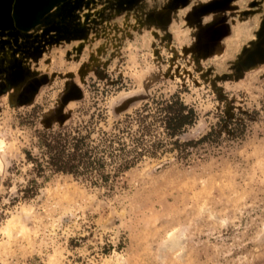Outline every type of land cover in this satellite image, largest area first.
Instances as JSON below:
<instances>
[{
  "label": "rangeland",
  "instance_id": "rangeland-1",
  "mask_svg": "<svg viewBox=\"0 0 264 264\" xmlns=\"http://www.w3.org/2000/svg\"><path fill=\"white\" fill-rule=\"evenodd\" d=\"M16 1L0 0V264H260L264 0L53 1L29 33ZM173 98L198 117L181 142H215L184 155L153 122L162 146L108 159L97 184L27 160L44 131H125L131 149L137 115Z\"/></svg>",
  "mask_w": 264,
  "mask_h": 264
},
{
  "label": "trees",
  "instance_id": "trees-1",
  "mask_svg": "<svg viewBox=\"0 0 264 264\" xmlns=\"http://www.w3.org/2000/svg\"><path fill=\"white\" fill-rule=\"evenodd\" d=\"M139 130L132 138V148L123 142L121 134L109 135L104 133L99 141L91 140V133L84 134L79 128L69 131H44L39 134V149L41 157L34 158L30 152H26L28 162L36 166L39 176L44 175L46 170L54 174L70 175L75 178H83L95 184L107 182L109 175L106 174L108 159L110 161H122L119 169L131 168L145 153H153L162 146L161 141L145 143L147 136L152 134L153 122L162 125L164 134L172 141L173 147L181 154L186 155L191 148L202 143L215 142L216 131H212L198 141L182 143L180 137L187 129L197 124L198 117L194 109L185 105L179 98L165 100L158 103L156 112L146 108L143 113L137 115ZM152 122H149V121ZM233 125V138H239L243 134V127L238 122L230 121ZM146 144V145H145ZM130 157V158H129ZM34 191L27 189L26 194L34 198Z\"/></svg>",
  "mask_w": 264,
  "mask_h": 264
},
{
  "label": "bare ground",
  "instance_id": "bare-ground-1",
  "mask_svg": "<svg viewBox=\"0 0 264 264\" xmlns=\"http://www.w3.org/2000/svg\"><path fill=\"white\" fill-rule=\"evenodd\" d=\"M55 1L63 0H17V24L25 33H29L37 24V19L42 16L44 11L51 6ZM34 26V27H33ZM260 264H264V260H261Z\"/></svg>",
  "mask_w": 264,
  "mask_h": 264
}]
</instances>
